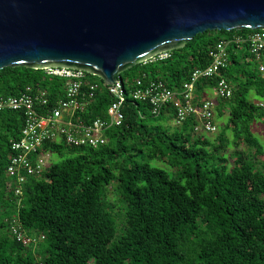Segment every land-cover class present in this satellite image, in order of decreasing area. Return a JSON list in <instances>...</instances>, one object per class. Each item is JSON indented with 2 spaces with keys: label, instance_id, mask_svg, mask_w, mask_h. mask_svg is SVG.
<instances>
[{
  "label": "trees",
  "instance_id": "16d2710c",
  "mask_svg": "<svg viewBox=\"0 0 264 264\" xmlns=\"http://www.w3.org/2000/svg\"><path fill=\"white\" fill-rule=\"evenodd\" d=\"M250 31L205 30L168 57L136 64L119 77L134 71L179 88L194 68L208 63V49L217 40ZM220 74L231 96L218 100L228 115L213 138L194 134L192 118L171 129L165 124L172 119L169 108L154 116L147 104L126 99L121 123L105 131L106 143L46 142L43 150L61 158L49 159L39 176L25 178L19 205L5 169L23 114L1 109L0 264H264V160L250 130L264 112L249 97L264 98V74L246 46L233 45ZM85 77L99 88L74 119L89 123L106 118L112 99L100 79ZM214 82L201 80L196 89ZM63 84L42 69H0V96L41 86L48 108L63 96ZM110 185L118 195L115 203L106 196ZM13 218L33 239L29 244L12 235Z\"/></svg>",
  "mask_w": 264,
  "mask_h": 264
},
{
  "label": "water",
  "instance_id": "95a60500",
  "mask_svg": "<svg viewBox=\"0 0 264 264\" xmlns=\"http://www.w3.org/2000/svg\"><path fill=\"white\" fill-rule=\"evenodd\" d=\"M264 30V0H0V69L80 70L106 87L205 30Z\"/></svg>",
  "mask_w": 264,
  "mask_h": 264
},
{
  "label": "built area",
  "instance_id": "2783aa9c",
  "mask_svg": "<svg viewBox=\"0 0 264 264\" xmlns=\"http://www.w3.org/2000/svg\"><path fill=\"white\" fill-rule=\"evenodd\" d=\"M231 45L237 49L246 46L258 71L264 74V30L234 34L230 38L217 40L208 49V63L202 68H194L179 88L171 89L162 80L148 79L144 73L130 79L116 78L112 84L104 87L112 99L106 108V118H95L89 123L74 119V115L85 109L99 85L95 81H88L85 72L80 70L43 69L46 75L64 79L63 96L49 108L47 91L41 86H27L17 95L0 96V110H20L23 114L18 137L9 143L5 169V175L10 179L6 185H10L16 198L15 203L19 205L21 184L25 178L39 176L49 166L50 153L43 150L46 142H63L73 147H96L106 143L105 131L121 123L122 106L126 99L147 104L150 114L154 116H159L169 108L174 126H181L184 121L192 118L194 134L214 133L216 100L231 96V86L220 74L228 62V47ZM166 57L168 52H161L147 61ZM210 78L215 80L210 86L215 98H198L197 83ZM254 104L264 112V98L255 100ZM11 221L10 229L14 238L24 245L29 244L33 239L24 234L16 218Z\"/></svg>",
  "mask_w": 264,
  "mask_h": 264
},
{
  "label": "rangeland",
  "instance_id": "374dc122",
  "mask_svg": "<svg viewBox=\"0 0 264 264\" xmlns=\"http://www.w3.org/2000/svg\"><path fill=\"white\" fill-rule=\"evenodd\" d=\"M136 76V72L132 71V72H129L127 75H123V77L125 79H128L130 77H134ZM250 98L253 99V102L255 100H257L255 97H253L252 95H249ZM226 104H229V103H226ZM217 108H215V112H217L216 110ZM225 114V113H224ZM215 121H216V124H217V127H216V131L214 133H211V134H208L207 136H209V138H213L214 135L217 133V131L223 126V124L226 122L227 120V116H222V115H216L215 113V117H214ZM166 125L170 126L171 129H173L174 125H173V122L172 120H168L166 123ZM254 126V129L252 134L255 136V138L257 139L258 143L261 145V149H262V156H260L258 159L260 160H263L264 159V126L260 125V124H257L256 123V118L252 120L251 122V126ZM225 133L227 134L228 137H230V131H225ZM260 134L261 137H260ZM239 148H242V149H245L244 145L243 144H240L239 145ZM227 150L230 151L231 150V146L230 145H227ZM61 157L58 155V154H52L51 157H50V160L51 161H57L59 160ZM231 162V160H229ZM157 163V162H156ZM157 164L159 165H162V163L158 162ZM106 196H107V199L111 202V203H115L117 202V193L115 192V190L113 189V187L110 185L108 190H107V193H106ZM115 211H117L116 208H114ZM117 215H119L117 213ZM120 218V216H118V219Z\"/></svg>",
  "mask_w": 264,
  "mask_h": 264
},
{
  "label": "crops",
  "instance_id": "0c3cea01",
  "mask_svg": "<svg viewBox=\"0 0 264 264\" xmlns=\"http://www.w3.org/2000/svg\"><path fill=\"white\" fill-rule=\"evenodd\" d=\"M196 94H197L198 98H210V99H214L215 98L214 93H213L212 89L210 88V86L209 87L208 86H206V87H203V86L201 87L200 86L198 89H196ZM216 108H217L216 109L217 112H215L216 115L218 114L219 110L221 111V115L222 116H227L228 115V111H227V109L225 107H221L222 109H220V105L218 103V100H216ZM215 123H216V121H215ZM256 123L264 126V118L263 119L256 118ZM216 127H217V124H216ZM250 130L252 132H253V130H255L253 125L250 126ZM261 135L262 134H260V137H261Z\"/></svg>",
  "mask_w": 264,
  "mask_h": 264
}]
</instances>
